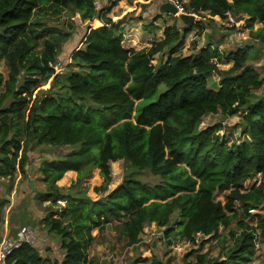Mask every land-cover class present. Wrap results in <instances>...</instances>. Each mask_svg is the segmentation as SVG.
<instances>
[{
  "label": "trees",
  "instance_id": "16d2710c",
  "mask_svg": "<svg viewBox=\"0 0 264 264\" xmlns=\"http://www.w3.org/2000/svg\"><path fill=\"white\" fill-rule=\"evenodd\" d=\"M176 1L196 16L243 14L251 38L264 44V0ZM48 6L73 10L91 22L66 74L53 67L57 45L36 34L34 18ZM97 15L96 0H0V64L8 67V78L0 75V178L17 171L25 176L33 145L72 148L40 166L46 191L38 202H50L41 222L59 239L63 253L53 264H100L90 257L97 239L93 232H104L112 220L123 222L126 249L138 246L153 223L165 229L167 238L189 243L199 236L218 240L221 228L236 223L224 258L197 254L191 263V252L184 264H253L257 234L264 232V217L255 214L264 211V78L249 65L251 47L223 53L208 45L179 55L185 37L199 24L185 27L178 19L179 25L163 29L158 42L136 50L124 46V20L92 25ZM256 22L262 24L258 30ZM142 30L157 34L160 28L152 23ZM163 53L166 61L155 64ZM225 63L233 66L221 71ZM213 73L221 74L216 88L210 86ZM43 81L52 83L40 92ZM219 112L227 117L246 112L237 141L221 135L219 124L200 130L205 116ZM119 161L126 164L123 182L96 202L86 191L72 196L58 185L68 172H76L70 189L79 187L97 169L105 181L96 190L106 193L111 164ZM146 171L159 182L144 183L139 175ZM226 193L225 204L216 200ZM59 202L66 206L54 209ZM176 211L181 222L175 230L170 226ZM11 261L51 264L28 243L15 250ZM139 263L163 264L154 257L134 262Z\"/></svg>",
  "mask_w": 264,
  "mask_h": 264
},
{
  "label": "rangeland",
  "instance_id": "374dc122",
  "mask_svg": "<svg viewBox=\"0 0 264 264\" xmlns=\"http://www.w3.org/2000/svg\"><path fill=\"white\" fill-rule=\"evenodd\" d=\"M118 2L116 6H113L114 2ZM170 0H96L97 10L99 15L95 18L92 25H98L99 22L107 21V18H111L114 22H120L124 20V46L127 48H134L136 50H142L147 47H151L153 43L158 42L163 36V29L166 26L178 23L179 20L174 16H162L158 15L159 6ZM187 2V1H186ZM185 2V4H186ZM111 8V9H109ZM104 9V11H103ZM109 9V10H108ZM105 13H101V12ZM100 16V17H99ZM161 16V17H160ZM100 18V20H99ZM197 24L199 27L195 28L189 33L184 40L182 49H180L179 55L190 56L197 53L201 48L212 45L218 48L223 53H229L245 47H251L250 53L252 60L249 65L252 66L260 75V78H264V44H261L253 40L250 36V30L247 28V16L243 14H231L228 13L225 18L211 17L207 13H200L197 16ZM91 22L83 20L81 15L75 13L73 10H60L58 8L46 7L40 11L34 18V26L36 34L42 37V40L49 39L57 45L58 57L54 67L58 68L59 74H66L67 66L70 64V57L76 48H81L82 38L85 34L86 28ZM155 23L160 30L156 33H146L142 30L143 24ZM130 24V27H127ZM262 27V24L256 22L254 24V30H258ZM203 29L201 36H198L200 30ZM40 41V47L42 46ZM167 54L163 53L157 57L155 64L160 61L163 63L166 61ZM233 66L232 63H225L220 65V70H229ZM0 75L6 80L8 78V67L4 61L0 64ZM221 78L220 73H213L210 77V86L216 88ZM22 82V80H21ZM52 81L42 83L41 91L49 89ZM163 88H161L162 90ZM4 90V85L0 84V93ZM54 90V92H56ZM257 94L261 93V89L256 90ZM10 106V102L6 104ZM246 112H240L239 114L227 117L221 112L218 114H210L203 118L200 130L206 129L213 125H221V135H226L232 138L233 141H237L242 132L241 121ZM72 148L63 146L58 149H52L51 147L43 146H31L29 152V165L26 167V175L22 176L19 171L14 173L12 179H5L6 181H0L2 185L0 188L9 190V193L14 190V187L21 188L23 182L28 179L30 184V190H32V196L30 195L29 201H27L23 207L20 204H16L15 208L13 204L11 207L6 208L5 211L0 212L2 217H8V213H19L25 216V223L30 228V234L33 239V244L36 246L39 244L42 252L50 250L49 255L53 258L57 257V252L60 250V241L54 235L48 233V229L41 222V219L45 216V208L50 207V202L43 205L38 202V196L46 191V187L42 181V172L40 170L41 163L45 159H56L59 156L66 155L71 152ZM112 180L110 181L107 192H98L96 188L101 187L104 184V178L100 175V171L95 169L92 175L85 179L79 187L70 189L73 184L76 183L78 176L76 172H69L65 177L58 182L59 186L63 188L65 194L76 196L81 191H86L87 196L94 202L106 197L109 193L114 191L124 179L127 173L126 164L124 161H119L111 164ZM29 177L31 179H29ZM140 179L148 184L155 185L159 182V179L152 175L150 171H146L139 175ZM2 178H0L1 180ZM15 179V181H14ZM258 179V178H257ZM10 180V182L8 181ZM259 180V179H258ZM252 181L247 182L246 186L251 184ZM227 194H220L216 197L217 201L226 203ZM12 192L9 197H5L6 201L12 200ZM5 202V200H4ZM9 202V201H8ZM25 202V201H24ZM65 202H59L54 206L56 210H62L65 207ZM239 206V204H237ZM30 213V215H29ZM260 214L264 217V211H255V214ZM27 218V219H26ZM22 220V219H21ZM19 221V220H18ZM23 221V220H22ZM251 224L256 225L255 218L248 220ZM181 222L180 212L176 211L171 218V228L177 229ZM122 221L112 220L110 225L102 233L97 230L93 232V235L97 237L95 246L93 247L92 254L95 255L103 264H134V262L143 259L154 258L161 261L163 264L170 262L171 264H184L185 257L191 252H195V255L188 259V262L194 263L196 261L195 256L197 254L207 253L210 257H218L225 254L226 250L231 246L229 233L231 231H237L236 223L233 226L225 230L220 229V239H210L211 237H197L194 243L186 241L167 238L165 229L158 227L155 223L147 226L141 235V243L133 248H123L124 240L121 239L120 228ZM174 238V237H173ZM210 241H207L209 240ZM257 257L253 264H264V232L259 231L257 234ZM203 244V246H202ZM48 249V250H46ZM125 258V261H124ZM128 258V261H127ZM144 264V263H139ZM149 264V263H147Z\"/></svg>",
  "mask_w": 264,
  "mask_h": 264
},
{
  "label": "crops",
  "instance_id": "0c3cea01",
  "mask_svg": "<svg viewBox=\"0 0 264 264\" xmlns=\"http://www.w3.org/2000/svg\"><path fill=\"white\" fill-rule=\"evenodd\" d=\"M103 11H104V9H103ZM103 11L101 12L102 14L105 13ZM107 19H111V18H107ZM114 23H117V22H114ZM102 25H105L104 21L99 22V24L97 26H102ZM130 26H131L130 24H127V27H130ZM42 177H43V175H42ZM12 178L13 177H3L0 181H6L7 182V180H5V179H12ZM29 179H31V178L29 177ZM8 181L10 182V180H8ZM14 181H15V179H14ZM42 181H43V178H42ZM29 184H30V182L27 179L26 182H23V185L21 188L14 187L15 189L11 191L12 192L11 196L13 197L11 201L9 199L6 201L5 197H9V194H11V192L9 193V190L12 187H10L7 190V192L4 189V187L0 188V210L5 211L9 205H10L9 208L11 207V204H13L14 208H15L16 204H20L19 208L23 207L24 204L27 201H29L30 195L32 196V193H31L32 190H30ZM0 185H2V183H0ZM4 200H5V202H4ZM2 211H0V212H2ZM1 214H0V243H2L5 239H13V240L16 239L17 233L20 231V229L22 227H24L26 225L25 216H27V215H21V214L15 212V213H10V214L8 213V217L5 218L4 216L2 217ZM29 215H30V213H29ZM32 245L34 247H36L45 258H49V260L51 261V264H53L54 261H56V260L60 261L63 258V253L61 250H59L57 252V254H58L57 257L52 258L49 255V253H47V252H51L50 250L46 249L48 251L45 253V252L41 251V248H39V244L36 246V243L35 244L32 243ZM90 257L97 258L95 255L92 254V250L90 252ZM97 259L99 260L100 264H103V262L100 261L99 258H97ZM124 261H125V258H124ZM123 264H124V262H123Z\"/></svg>",
  "mask_w": 264,
  "mask_h": 264
},
{
  "label": "built area",
  "instance_id": "2783aa9c",
  "mask_svg": "<svg viewBox=\"0 0 264 264\" xmlns=\"http://www.w3.org/2000/svg\"><path fill=\"white\" fill-rule=\"evenodd\" d=\"M181 13H186L184 11L183 6L176 0H170ZM186 14H193L194 13H186ZM197 18V16H196ZM198 21V20H197ZM55 66V65H54ZM53 66V67H54ZM56 73H59L58 68L54 67ZM28 243H33L32 236L30 234V228L27 226H24L20 229V231L17 233L16 239H5L2 243H0V264H15V262L11 261V256L17 250L20 248L21 245Z\"/></svg>",
  "mask_w": 264,
  "mask_h": 264
},
{
  "label": "water",
  "instance_id": "95a60500",
  "mask_svg": "<svg viewBox=\"0 0 264 264\" xmlns=\"http://www.w3.org/2000/svg\"><path fill=\"white\" fill-rule=\"evenodd\" d=\"M158 15L177 17L185 27H190L197 23L196 15L181 13L171 1L159 6Z\"/></svg>",
  "mask_w": 264,
  "mask_h": 264
}]
</instances>
